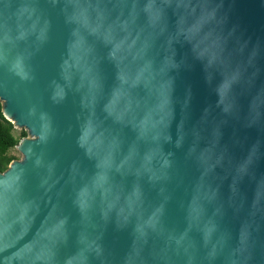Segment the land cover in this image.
<instances>
[{
	"label": "water",
	"instance_id": "obj_1",
	"mask_svg": "<svg viewBox=\"0 0 264 264\" xmlns=\"http://www.w3.org/2000/svg\"><path fill=\"white\" fill-rule=\"evenodd\" d=\"M0 264H264V0H0Z\"/></svg>",
	"mask_w": 264,
	"mask_h": 264
},
{
	"label": "trees",
	"instance_id": "obj_2",
	"mask_svg": "<svg viewBox=\"0 0 264 264\" xmlns=\"http://www.w3.org/2000/svg\"><path fill=\"white\" fill-rule=\"evenodd\" d=\"M26 134L24 129L17 130L12 122L3 116L0 103V171H3L11 160L18 158L12 150Z\"/></svg>",
	"mask_w": 264,
	"mask_h": 264
},
{
	"label": "rangeland",
	"instance_id": "obj_3",
	"mask_svg": "<svg viewBox=\"0 0 264 264\" xmlns=\"http://www.w3.org/2000/svg\"><path fill=\"white\" fill-rule=\"evenodd\" d=\"M16 129L19 130L18 128ZM12 153L18 156V158L20 157V153L15 148L12 150Z\"/></svg>",
	"mask_w": 264,
	"mask_h": 264
}]
</instances>
